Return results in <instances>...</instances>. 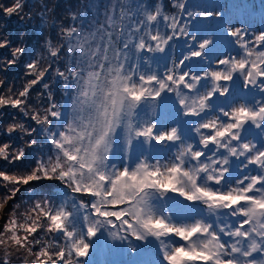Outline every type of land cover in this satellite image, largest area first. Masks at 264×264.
<instances>
[{
	"label": "snow or ice",
	"instance_id": "snow-or-ice-1",
	"mask_svg": "<svg viewBox=\"0 0 264 264\" xmlns=\"http://www.w3.org/2000/svg\"><path fill=\"white\" fill-rule=\"evenodd\" d=\"M168 6L61 0L29 16L0 0V20L25 24L0 32L4 70L32 38L42 49L22 89L0 80V114L35 125L0 127V211L30 202L0 228V264H264V0Z\"/></svg>",
	"mask_w": 264,
	"mask_h": 264
},
{
	"label": "trees",
	"instance_id": "trees-1",
	"mask_svg": "<svg viewBox=\"0 0 264 264\" xmlns=\"http://www.w3.org/2000/svg\"><path fill=\"white\" fill-rule=\"evenodd\" d=\"M61 2V0H27V3L29 5H34V7H31L30 9H26V12L29 16H35L36 13H38L40 11V7L42 4L47 3L49 8L51 9H55V5ZM57 12H59V10H56ZM51 16L52 13L49 12L48 13V18L49 21L51 20ZM6 21V22H5ZM38 22V21H36ZM5 28H7L10 33L11 36L14 38L17 35V32L19 29H24L25 28V24L21 23L18 17H12L10 20L5 17L3 20H0V32H2ZM49 31L48 28H45V33H47ZM36 35H40V33L37 31ZM28 36L32 37V31L29 30L28 32ZM42 49L37 47V42L34 38H32L30 40V43L28 44V53L29 55L22 57V62L15 65V66H11L9 68H7V70H4V64L2 62H0V80H5L7 85L12 87L14 90H20L23 88V86L25 85V83L31 79V77L26 76L25 72H26V68H25V64L27 63V61L29 59L33 58V53L35 52H40ZM10 55L9 52L4 51V50H0V61H2L3 58L8 57ZM0 91H6V89H0ZM43 88L40 86H37L36 89L33 90L32 96H31V103H40V101L43 99L42 97L39 96L40 92H43ZM56 98L59 99V93H55ZM61 103H63V101H60ZM15 118V119H13ZM6 122V123H5ZM13 122H21L24 123L26 125H34V122L31 121L29 119L28 116H25L23 113H19L17 110L15 109H7L4 111L3 114H0V127H5L6 124H10ZM18 134H14L13 142L16 145L22 144V141L17 137ZM9 137H7L6 135H0V142H8L9 141ZM43 138L41 137V140ZM5 170H9L7 167H5ZM50 182H41V184H48ZM40 190V189H38ZM21 192H24V188L22 187ZM5 193V190L3 187H0V197H2ZM20 194H18V197L14 200V201H9L8 204L5 206V208L8 207V218L9 215L11 214V212L13 211V208H15L16 205H19V208H16V212L19 217V214L24 212L28 207H30V204L25 201V198L22 197V202L25 205V207L21 204V198H20ZM5 223V217L3 219V221L0 223V228L1 225ZM0 256H2V253H0ZM31 258H29L30 260ZM13 264H21V261L18 260L15 256L13 257Z\"/></svg>",
	"mask_w": 264,
	"mask_h": 264
},
{
	"label": "rangeland",
	"instance_id": "rangeland-1",
	"mask_svg": "<svg viewBox=\"0 0 264 264\" xmlns=\"http://www.w3.org/2000/svg\"><path fill=\"white\" fill-rule=\"evenodd\" d=\"M45 147L47 149V146H45ZM20 198H21V204L25 207V205L22 202V196H20ZM25 201H27L26 198H25ZM28 203L30 204V202H28ZM8 212H9L8 207L4 208L2 211H0V223L3 221L4 217H5V222H6V220L8 219ZM3 225L4 224L1 225V228L3 227ZM0 253H2V249H0Z\"/></svg>",
	"mask_w": 264,
	"mask_h": 264
}]
</instances>
